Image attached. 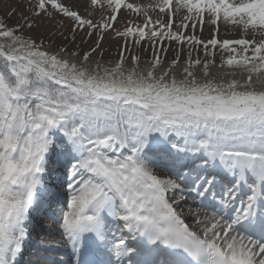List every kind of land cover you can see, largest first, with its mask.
<instances>
[{"label": "snow or ice", "instance_id": "1", "mask_svg": "<svg viewBox=\"0 0 264 264\" xmlns=\"http://www.w3.org/2000/svg\"><path fill=\"white\" fill-rule=\"evenodd\" d=\"M6 16L0 264L42 220L53 239L29 264H264V0H20ZM81 34L95 41L70 50Z\"/></svg>", "mask_w": 264, "mask_h": 264}, {"label": "rangeland", "instance_id": "2", "mask_svg": "<svg viewBox=\"0 0 264 264\" xmlns=\"http://www.w3.org/2000/svg\"><path fill=\"white\" fill-rule=\"evenodd\" d=\"M20 2V0H3V3H0V17L4 18L7 20L9 25H12L15 23V18L13 17L12 19H8L6 16V13L9 11L10 8L15 7L16 4H18ZM123 23V17H121V23L117 25V27H121ZM44 31V26L42 25L39 29L36 30V33L34 34H39L40 32ZM200 33L198 32L197 35H199ZM209 35L208 32V27H205V31H204V36L207 38ZM229 38H234V37H229ZM84 37L81 34L80 36H78V39L76 41L75 45H71L70 46V50H74V51H81V50H86L89 48V46L95 41V36H93L92 40L89 41L87 44L85 43H81V40H83ZM68 43V42H65ZM77 45H79V47H77ZM120 47V41L117 40H113L111 35H108L105 37V40L102 44V49L104 50V59L108 60V59H115L117 58V53H118V49ZM144 56L146 57H150L151 56V51L149 50L148 52L143 53ZM169 56H171V53H169ZM96 59H99V56L95 57ZM59 210H61V206L58 207ZM60 212H57V219L60 218L59 216ZM47 220H42L39 222L40 226H43L44 228L47 227V225L45 226V222ZM41 229V227H40ZM35 232V231H34ZM36 232L37 233H45V232H41L37 230V226H36ZM59 239V237H55V239Z\"/></svg>", "mask_w": 264, "mask_h": 264}, {"label": "bare ground", "instance_id": "3", "mask_svg": "<svg viewBox=\"0 0 264 264\" xmlns=\"http://www.w3.org/2000/svg\"><path fill=\"white\" fill-rule=\"evenodd\" d=\"M191 201H189V203H190ZM62 206H63V209H65V210H67V207H66V204H62ZM187 210V209H186ZM40 222V221H39ZM188 222H190V219H189V221ZM49 224L51 223V222H48ZM37 226V229H40V225L38 226L37 224H35V226L34 227H36ZM43 237H46L45 235H43ZM47 238L49 239V240H52L53 239V237L52 236H47Z\"/></svg>", "mask_w": 264, "mask_h": 264}]
</instances>
